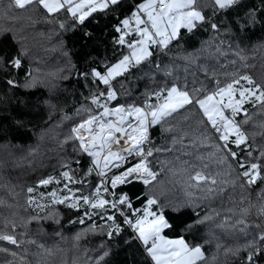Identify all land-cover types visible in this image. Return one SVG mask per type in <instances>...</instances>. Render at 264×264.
I'll return each instance as SVG.
<instances>
[{"label":"trees","instance_id":"trees-1","mask_svg":"<svg viewBox=\"0 0 264 264\" xmlns=\"http://www.w3.org/2000/svg\"><path fill=\"white\" fill-rule=\"evenodd\" d=\"M141 2L143 0H125L119 13L120 17L130 14L133 4ZM4 3L6 4L7 0H4ZM203 3L207 5L203 9L205 15L218 24L219 31L204 26L192 33L182 32L179 45L170 46L171 51L167 55L157 54L154 57L155 63L145 62L131 69L124 77L113 81L118 100L111 101L110 107L128 103L143 106L151 93L164 84L170 85L173 78H176L179 84L187 83L189 88L194 82L199 86L203 81L209 90L214 86L212 73H215L222 83L230 80V74L234 72L249 75L258 83L264 81V11H261L264 9V0H241L242 6L237 10L221 11L216 15H212V0H203ZM250 12L255 13L254 24L250 21L245 23ZM12 14L17 16L14 21L0 18V27L12 30L0 35V56L4 57L6 62L18 57L22 63L19 69L8 67L5 71H0V198L15 207H0V225L5 219H15L18 224L17 238L22 243L17 248L0 242V247L17 252L16 257L0 252V264H20L21 257L26 264H40L41 261L44 264H96L98 257L105 250L110 254L101 264H153L138 240L132 239L125 243L133 235L127 225L123 226L124 230L119 236H114L111 240L99 230L97 233L89 232L77 240V235L93 222L99 228L106 221L94 217L92 221L86 220L84 224H80V213L64 205L55 206L61 217L59 224L47 219L39 223L33 221L26 228L19 226L27 217L36 214L26 205V189L36 188L39 180L54 176L60 179L61 183L38 188L37 192L32 194L37 197L41 192L48 193L53 191L52 189L63 188L66 181L61 173L64 171H70V175L75 179L85 181L84 185L69 184L73 190H80L76 192L77 196L89 195L94 186L98 185L101 178L96 175L92 157L80 150L74 151L73 146L77 143L75 140L67 144L62 142L70 134L71 128L86 115L83 109L100 111L91 104V94L97 90V85L91 82L90 76L85 79L79 73L90 72L93 68L103 71V61L114 63L120 56L128 54V49L114 44V38L118 34L114 31L117 21L112 14L105 16L95 13V19L90 17L84 25L69 27L67 30L60 29L55 21L47 23L46 13L42 9L27 13L13 9ZM47 19L52 17L47 16ZM59 20L66 25L73 24L70 16L60 15ZM176 43L173 42L174 45ZM238 52L240 55H237ZM241 55L244 59L240 58ZM156 64L160 65L159 69ZM169 71L172 76L166 75ZM65 76L66 79L61 78ZM33 78L37 80L36 86L25 87L26 80ZM7 79H15L18 86L8 85ZM98 87L101 91L105 90L102 84ZM148 102L157 103L153 96ZM245 108L253 119L244 125V128L249 132L261 131L258 125L264 122V113L252 104H246ZM201 118V114L197 113L186 121L182 118L173 121L177 125V130L173 133L166 132L160 125H156L149 129L150 140L157 147L168 148L173 136L179 134V129H196L200 127L197 120ZM241 118L237 117L238 120ZM210 133L213 141L218 143V134L211 130ZM262 140L264 137H256L257 144ZM188 143L190 141L186 139L185 144ZM176 147L180 149L181 146ZM187 151L192 154L185 156L182 154L183 150L166 151L154 153L150 158L153 162L151 166L160 172L157 177L160 184L155 194L168 205L164 212L173 225L172 229L165 230V235L170 239L183 236L191 244L203 245L209 264H243L244 252H241L238 258L230 253L225 255V249L243 245L264 230V223L258 219L255 207L259 189H242L240 184L243 180L237 175L242 169L236 168L231 177H223L235 179V186L223 185V191L218 192L214 199L200 200V206L195 210L183 206L187 197L182 181L187 179V174L174 176L169 168L180 169L183 161L188 160L197 166V169L190 168V171L207 165V168H203L204 172L215 175L218 170L223 172L225 169L224 165L206 155L212 151L209 147L198 149L199 154L205 155L204 160L196 159V149L189 148ZM241 156L243 157L244 153H241ZM139 159L129 157V162L121 168L112 169L108 175L125 170ZM169 160L171 164L167 163ZM65 163L69 167H65ZM89 168L93 169L91 175H88ZM13 187L14 192L10 194ZM151 187L136 181L118 186L116 192L127 193L133 207L142 209L148 197L154 194L149 191ZM197 195L203 194L197 192ZM246 195H250L253 207L247 216L250 226L241 232L239 228L244 227L243 225L236 228L231 225L239 219L240 209L248 206L247 201L240 203ZM172 204H181L180 211H172ZM213 209L219 213L218 216L212 213ZM230 209L234 212L229 211ZM196 212H199L200 216L213 214L214 219L205 224H195L190 230H185L197 220ZM256 223H261L260 229L254 226ZM33 240L37 243H30ZM217 244L221 245L219 250ZM38 245H43V248ZM45 250L50 251L51 255H43ZM214 255L217 257L215 261L212 260ZM261 264H264V261H261Z\"/></svg>","mask_w":264,"mask_h":264},{"label":"snow or ice","instance_id":"snow-or-ice-1","mask_svg":"<svg viewBox=\"0 0 264 264\" xmlns=\"http://www.w3.org/2000/svg\"><path fill=\"white\" fill-rule=\"evenodd\" d=\"M124 3L125 0H7L5 4L4 0H0V18L9 21L17 19V16L12 14L13 9L25 13L42 9L46 13V22L55 21L63 30L84 25L90 17L95 19V13L105 16L112 14L117 21L114 31L118 34L114 38V44L128 49V54L120 56L114 63L103 61V71L93 68L90 72L79 73L85 79L90 76L91 82L97 85V90L91 94V104L100 111L97 112L92 108L83 109L86 115L82 121L71 128L70 134L62 142L67 144L75 140L77 143L74 144L73 150H80L92 157L96 175L101 178L98 185L94 186V190L89 195L77 196L76 192L80 190H73L69 184L84 185L85 181L75 179L70 175V171H64L61 173L66 181L63 188L58 187L47 194L41 192L37 197L32 194L36 193L38 188L61 183V180L54 176L39 180L36 188L26 189L28 193L26 205L36 214L27 217L19 226L26 228L33 221L39 223L47 219L59 224L61 217L55 206L64 205L80 213L78 221L80 224H84L86 220L92 221L94 217L106 221L99 228L93 222L77 235V240L89 232L97 233L98 230L111 240L114 236H119L124 230L123 226L127 225L133 235L125 243L132 239L138 240L153 264H209L203 245L191 244L183 236L170 239L165 235V230L172 229L173 225L165 216L164 209L168 205L155 194L160 184L157 181L160 172L151 166L153 162L150 158L154 156V153L180 150H183V155L189 156L192 153L187 149L191 148L197 150L196 159L204 160L205 155L199 154L198 149L211 148L212 151L206 155L214 158L218 164L224 165L223 172L218 170L215 175L206 173L203 168H207V165L190 171V168L197 169V166L188 160L183 161L180 169L169 168L174 176L187 174V179L182 181L187 197L183 206L192 207L195 210L200 206V200L214 199L218 192L223 191V185L235 186V179L223 177H231L232 172L238 168L242 169L237 173L238 177L243 180L240 187L259 189L256 194V215L264 223V140L259 144L256 142L257 136L264 137V122L259 123L258 127L261 129L259 132H249L244 128V125L253 119L248 109L245 108L246 104H252L253 107L258 106L260 112L264 113V81L258 83L249 75L234 72L230 74V80L222 83L216 78V74L212 73L214 86L209 90L208 85L203 81L199 83V86H196L194 82L189 88L187 83L179 84L176 78H173L170 85L164 84L149 95L148 100L154 96L157 103L145 100L143 106L128 103L110 107L111 101L118 100L113 81H116L118 77H124L131 69L145 62L155 63L154 57L157 54L167 55L171 51L170 46L179 45L182 39V29L192 33L197 28L209 26L214 31H219L218 24L205 15L203 9L207 5L203 3V0H143L141 3L133 4L130 14L121 18L119 13ZM241 6V0H212V15L221 11L237 10ZM60 15L70 16L73 24L66 25L60 21ZM47 16H51L52 19H47ZM249 21L253 24L256 22L254 12L248 13L245 23ZM10 31H12L10 28L0 27V35ZM174 41L177 42L175 45ZM237 55L240 53L238 52ZM240 58L244 59L242 55ZM21 63L18 57L6 62L5 58L0 56V71H5L8 67L19 69ZM156 67L159 69L160 65L156 64ZM205 74H208L207 71ZM166 75L172 76V73L169 71ZM61 78L66 79L67 77ZM242 81L244 83H241ZM6 83L13 87L18 86L15 79H7ZM36 83V78H33L26 80L24 86L32 88L36 86ZM101 84L105 88L103 91L98 87ZM197 113L202 116L197 120V125L200 127L191 131L179 129V134L171 139L170 147H157L150 140V128L160 125L164 131L173 133L177 130V125L173 121L181 118L186 121ZM238 116L242 118L238 120ZM209 129L218 134L216 136L218 143L213 141ZM186 139L190 143L185 144ZM177 145L181 146L180 149H177ZM241 153H244L243 157ZM129 157L140 159L118 174L108 175L112 169L121 168L129 162ZM167 163L171 164V161ZM64 166L69 167L67 163ZM92 172L93 169L89 168L88 175ZM136 181L145 186L151 185L149 191L154 193L148 197L142 209L133 207L132 200L127 193L117 194L116 192L118 186L132 184ZM12 192H14V187L10 189V194ZM197 192L203 195H197ZM245 201L248 202V206L240 209L239 219L231 225L233 228L243 225L244 227L239 228L241 232L246 231L250 226L247 216L253 207L250 195L244 196L240 203L244 204ZM4 206L10 209L15 207L0 198V207ZM154 206L155 210H153ZM181 206V204H172V211H180ZM229 211L234 212L232 209ZM212 213L219 215L215 209ZM196 216L198 218L194 224L188 225L185 230H190L195 224H205L214 219L213 214L200 216V213L196 212ZM254 226L260 229L261 223H256ZM17 227L15 219H5L0 225V242L20 247L22 242L17 238ZM30 243L36 244L37 242L33 240ZM38 247L43 248V245H38ZM220 247L221 245L217 244L218 250ZM0 252L9 253L13 257L17 256V252L6 247H0ZM241 252L245 253L242 257L243 264H261V261H264V230L243 245L225 249V255L230 253L238 258ZM109 254L108 250L102 252L96 264L104 262ZM43 255H51V252L45 250ZM216 259L214 255L212 260ZM20 264H26L23 257H21ZM40 264L44 262L41 261Z\"/></svg>","mask_w":264,"mask_h":264},{"label":"rangeland","instance_id":"rangeland-1","mask_svg":"<svg viewBox=\"0 0 264 264\" xmlns=\"http://www.w3.org/2000/svg\"><path fill=\"white\" fill-rule=\"evenodd\" d=\"M241 83H244L243 81L241 82ZM130 119H132V118H130ZM116 174H118V173H116ZM52 190H54V189H52ZM44 191H46V190H44ZM44 193H46V192H44ZM47 194V193H46ZM39 195V194H38Z\"/></svg>","mask_w":264,"mask_h":264},{"label":"crops","instance_id":"crops-1","mask_svg":"<svg viewBox=\"0 0 264 264\" xmlns=\"http://www.w3.org/2000/svg\"><path fill=\"white\" fill-rule=\"evenodd\" d=\"M184 31H186V30H183V29H182V30H181V33L184 32Z\"/></svg>","mask_w":264,"mask_h":264},{"label":"built area","instance_id":"built-area-1","mask_svg":"<svg viewBox=\"0 0 264 264\" xmlns=\"http://www.w3.org/2000/svg\"><path fill=\"white\" fill-rule=\"evenodd\" d=\"M133 31H134V29H133ZM153 98L155 99V97L153 96Z\"/></svg>","mask_w":264,"mask_h":264}]
</instances>
